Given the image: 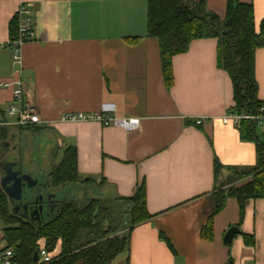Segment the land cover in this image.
I'll use <instances>...</instances> for the list:
<instances>
[{
  "label": "crops",
  "instance_id": "crops-1",
  "mask_svg": "<svg viewBox=\"0 0 264 264\" xmlns=\"http://www.w3.org/2000/svg\"><path fill=\"white\" fill-rule=\"evenodd\" d=\"M203 1L224 17L226 0ZM240 1L252 4L258 27L264 0ZM21 4L30 11L33 36L20 45L19 62L11 47L0 45V83H10L0 85V110L12 104L19 80L22 104L39 109L41 125L75 147L80 176L105 179L106 190L121 196L144 181L152 217L131 229L128 251L110 264H264V198L247 200L241 216L237 200L227 197L213 216L212 238L200 236L213 208V158L238 167L257 159L254 143L221 121L233 99L230 78L216 64V39L193 40L172 57L168 89L157 42L146 36L147 0H0V43L18 33L10 35L9 22L17 15L19 28ZM254 73L264 100V47L255 49ZM102 103H113L116 117L139 118L138 126L60 120ZM256 131L264 134V122ZM230 227L237 232L225 244Z\"/></svg>",
  "mask_w": 264,
  "mask_h": 264
},
{
  "label": "trees",
  "instance_id": "trees-1",
  "mask_svg": "<svg viewBox=\"0 0 264 264\" xmlns=\"http://www.w3.org/2000/svg\"><path fill=\"white\" fill-rule=\"evenodd\" d=\"M17 29L15 15L9 22L10 35ZM146 36L157 42L161 73L168 89L173 83L172 57L184 52L193 40L215 38L217 67L228 74L232 86L233 105L227 112L253 116L241 118L237 128L241 139L255 145V165L225 166L213 158V208L200 231L203 239L210 240L213 216L222 210L227 197L237 200L241 216L247 200L264 198V134H257L259 124L255 118L264 116V100L258 98L254 73L255 49L264 47V21L256 27L252 4L240 0H226L223 18L209 11L203 0H147ZM44 131L54 134L49 138ZM59 139L44 125L0 126V164L15 161L34 177L43 174L44 191L58 199L53 208L39 214L37 221L14 212L13 203L0 185L3 247L13 250L15 264H37L32 256L40 247L52 254L46 264H110L128 251L131 229L152 217L146 209L144 181L140 180L128 196L106 189L100 195L87 194L80 187L96 184L99 189L106 185L105 179L80 176L75 147ZM37 154L47 160V165H38ZM223 169L230 176L217 185ZM243 178L246 179L241 182ZM23 190V200H31L33 191L25 187ZM158 236L174 252L169 239L162 232Z\"/></svg>",
  "mask_w": 264,
  "mask_h": 264
},
{
  "label": "built area",
  "instance_id": "built-area-1",
  "mask_svg": "<svg viewBox=\"0 0 264 264\" xmlns=\"http://www.w3.org/2000/svg\"><path fill=\"white\" fill-rule=\"evenodd\" d=\"M25 14L24 19L19 23L18 33L9 38L5 43H0L1 46L11 47L13 49V58L19 62V47L33 36V28L31 25L30 11L25 4L19 7V14ZM10 83H0L1 86H8ZM24 91L19 80L15 81L13 88L12 104L4 111H0V126H16V125H31L44 123L41 118L39 109L31 105H23ZM113 103H102L97 111L92 112H67L60 116L62 121H97L103 126L115 125L125 130L136 128L140 119L137 117H116L114 115ZM253 116L238 115L233 113H225L221 117L223 123L232 122L235 126H239L241 118ZM258 124L264 122V116H256ZM201 118H197L195 123L200 124ZM52 259V254L46 251L44 247H40L38 251L37 264H46ZM0 264H15L14 252L11 248L0 246Z\"/></svg>",
  "mask_w": 264,
  "mask_h": 264
},
{
  "label": "water",
  "instance_id": "water-1",
  "mask_svg": "<svg viewBox=\"0 0 264 264\" xmlns=\"http://www.w3.org/2000/svg\"><path fill=\"white\" fill-rule=\"evenodd\" d=\"M16 164V162H5L3 164H0V167L2 171H4L0 177V185L2 189L4 190L5 194L7 195V198L10 200L11 203H13L14 212H17L18 208H22L27 212V214L30 216L31 219L39 221L40 216L39 212L41 211V205L35 206L33 209H30L28 207V202H23V189L24 187L31 188L36 185L37 180L32 178L27 173H22L20 176V171L13 172L12 167ZM15 201L17 203H15ZM15 203V204H14ZM237 232V229L235 227H230L224 234L223 241L225 244H229L234 236V234ZM38 258L37 251H34L32 260L36 261ZM227 264H232L231 262Z\"/></svg>",
  "mask_w": 264,
  "mask_h": 264
},
{
  "label": "flooded vegetation",
  "instance_id": "flooded-vegetation-1",
  "mask_svg": "<svg viewBox=\"0 0 264 264\" xmlns=\"http://www.w3.org/2000/svg\"><path fill=\"white\" fill-rule=\"evenodd\" d=\"M19 162H16V164L12 167V171L13 172H16V171H20V174H18V176H20L22 173H27V174H30L32 176V178L36 179L37 180V183L35 186L31 187V188H28L26 187L27 189H30L33 196H32V199L29 200H22L23 202H28V207L30 209H33L35 206H39L41 205V211L39 212L44 214L48 209H50L51 207L53 208V206H55L58 202V199L55 197V196H50L48 195L45 191H44V188H43V174H40L38 175L37 177H34L31 173L25 171V169L22 167V164H17ZM4 171H2V174ZM15 203H17L15 201ZM14 203V204H15ZM17 212H20L21 214H24L28 217H30L27 212L25 210H23L21 207L18 208Z\"/></svg>",
  "mask_w": 264,
  "mask_h": 264
},
{
  "label": "rangeland",
  "instance_id": "rangeland-1",
  "mask_svg": "<svg viewBox=\"0 0 264 264\" xmlns=\"http://www.w3.org/2000/svg\"><path fill=\"white\" fill-rule=\"evenodd\" d=\"M53 134L54 133H52L51 131H44V135L45 136H48L49 138L50 137H52L53 136ZM46 139V138H45ZM38 141L39 140H41L40 139V137L37 139ZM33 141V140H32ZM32 141H30L31 143H30V147L32 148L33 147V142ZM58 143L60 144V141H58ZM37 163H38V165H47V160H45L44 159V157H42L40 154L38 155L37 154ZM50 161V160H49ZM230 176V172L229 171H227V170H225V169H223L221 172H220V174H219V176H218V178H217V185H220V184H222V182H225V180L227 179V177H229ZM95 185L96 184H89V185H87V187L86 188H83V187H80V189H82V190H87L88 192H87V194H95V195H100V192H98V190H100V189H106V187L105 186H102L101 188H99L98 189V187H95ZM225 185H226V183H225ZM26 188V187H25ZM80 189H78L80 192L82 191V190H80ZM96 189V190H95ZM62 190V189H61ZM57 193V192H56ZM81 193H83V192H81ZM80 193V194H81ZM1 228H2V223H1V221H0V231H1ZM3 244H4V241H2V240H0V246H3Z\"/></svg>",
  "mask_w": 264,
  "mask_h": 264
},
{
  "label": "bare ground",
  "instance_id": "bare-ground-1",
  "mask_svg": "<svg viewBox=\"0 0 264 264\" xmlns=\"http://www.w3.org/2000/svg\"><path fill=\"white\" fill-rule=\"evenodd\" d=\"M254 119V118H253Z\"/></svg>",
  "mask_w": 264,
  "mask_h": 264
}]
</instances>
